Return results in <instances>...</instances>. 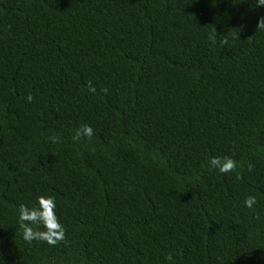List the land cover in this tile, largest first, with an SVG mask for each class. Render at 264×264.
I'll use <instances>...</instances> for the list:
<instances>
[{"label": "trees", "instance_id": "16d2710c", "mask_svg": "<svg viewBox=\"0 0 264 264\" xmlns=\"http://www.w3.org/2000/svg\"><path fill=\"white\" fill-rule=\"evenodd\" d=\"M0 264H264V0H0Z\"/></svg>", "mask_w": 264, "mask_h": 264}]
</instances>
